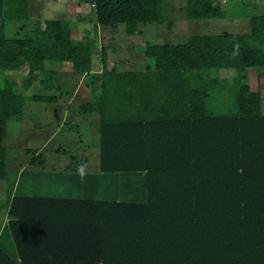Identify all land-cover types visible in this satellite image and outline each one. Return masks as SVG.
I'll return each instance as SVG.
<instances>
[{"label":"trees","instance_id":"16d2710c","mask_svg":"<svg viewBox=\"0 0 264 264\" xmlns=\"http://www.w3.org/2000/svg\"><path fill=\"white\" fill-rule=\"evenodd\" d=\"M90 2L97 25L124 24L129 35L161 20V0ZM28 6L0 0V181L7 121L22 119L25 100H59L60 70L46 64L56 61L98 83L78 109L101 114V171L140 175L145 194L14 193L2 232L12 246L0 242V264H264V14L252 13L247 31L146 44L147 69L122 71L108 67L105 43L97 50L89 34L76 39L68 20H33ZM188 12L228 17L219 0H188ZM11 20L21 35H7ZM95 54L99 80L91 79ZM221 68L235 69L231 83L211 74ZM25 69L20 81L6 74ZM36 82L44 92L27 94ZM220 89L230 90V111H218Z\"/></svg>","mask_w":264,"mask_h":264},{"label":"rangeland","instance_id":"374dc122","mask_svg":"<svg viewBox=\"0 0 264 264\" xmlns=\"http://www.w3.org/2000/svg\"><path fill=\"white\" fill-rule=\"evenodd\" d=\"M27 2L30 17L33 20L64 19L70 21L72 27L82 29L85 35L89 34L93 39L97 36L99 37L100 34V38L104 43L106 41L109 42V44L105 43L107 51L109 49L117 52L116 57L112 55L111 51L108 53L112 56L109 66L116 59L118 62L120 58L124 63L118 62V65L121 67L123 65L129 66L130 64L124 61V55L143 58V52L140 51L139 46L135 49L140 52L129 51L127 49L129 47V36L125 32L124 24H119L118 26L97 25L94 6L90 0H27ZM219 2L228 9V17L200 19L189 17L188 0H161V20L142 25L146 27L144 34L146 41L152 44L165 42L178 43L186 41L189 37L197 34H214L220 33L223 30L247 31L248 19L252 13L264 14V0H219ZM78 15L81 16V19L78 18ZM20 24L21 22L17 20L9 21L7 35H21L23 31L21 33L18 32ZM96 49L100 50V47ZM94 57V68H97L101 61L100 55L95 54ZM46 64L49 67L51 65L53 68L55 67L60 70L59 77L67 78L65 81L67 87H78V95L73 100L71 108V110L76 111L78 103L87 100L81 98L84 96L83 92H85V79L82 81L80 78L90 77H87L85 74L81 77L74 76L70 67L66 66V64L70 65L69 63L47 61ZM230 70L232 69H223L221 72L213 70L211 74L219 76L222 73L230 72ZM26 72L25 69L8 71L6 74L20 81L25 77ZM221 77L227 78V76L222 75ZM0 78H3V75ZM227 81L231 83L232 80L229 79ZM40 88L39 83H35L30 91L32 93L44 92ZM57 90L53 93L57 94ZM30 91L26 93L31 94L29 93ZM59 96L57 104L37 102L29 99L25 100L22 119L11 118L6 123L7 132L4 144L7 150L8 176L6 179L0 181V229H4L8 221L7 201L10 199L11 191H15L17 194H42L70 198L83 196L96 199L130 198L134 197V195L141 198L138 194L140 192L141 194H145V184L140 175L127 174L124 176L120 174L118 177H107L101 171L99 140L92 147L93 153H91L92 156L89 157L88 163L82 166L85 163L83 158L87 156L89 148L87 144L84 145L79 140L81 135L78 134V127L74 129L75 124L73 122L75 123L77 116L71 114L62 120L60 114L52 111V107L57 106L63 109L69 102L61 93ZM225 99L226 92L223 93L222 100ZM232 107L231 101L228 99L218 111L227 112ZM78 116V121H80L81 116ZM57 124L61 125V131L54 138H51L50 135ZM47 139L48 141L45 142ZM79 142L80 144L78 145ZM38 148L41 149L42 157L46 159L47 163H30L24 174H21V172L18 174L20 169L19 163L23 159H29V157L32 159V155L38 151ZM68 167L71 168L69 169ZM80 167H82V170ZM35 169L42 171L41 174L38 173L36 176H30L32 175L31 171Z\"/></svg>","mask_w":264,"mask_h":264},{"label":"crops","instance_id":"0c3cea01","mask_svg":"<svg viewBox=\"0 0 264 264\" xmlns=\"http://www.w3.org/2000/svg\"><path fill=\"white\" fill-rule=\"evenodd\" d=\"M78 18L81 19V16L78 15ZM140 25L138 26L137 32L134 35H129L127 33V31H125V32L129 36V38H128L129 39L128 40L129 41L128 42L129 47L127 49L129 51H135V52L142 51L143 52V58H140V57H136L135 58V56H132V55H124L123 54L124 55V61H127L130 64L129 66L126 67V66L123 65V67H121L120 65H118L119 63H122V64L124 63L123 61H121V58L118 61L119 63L117 62V59H116V61L112 65L109 66L110 61H112V56L108 54V67L109 68H112L113 66H116L117 65L118 68H119V70H122V71H131V70H135V71H143L144 70L145 71L147 69V65L149 63V58L145 54L144 46L146 44H152V43H148V41H146V39H145L144 34L146 32V27H143L142 26V25H145V24H142L141 23ZM125 30H126V28H125ZM72 31H73V34H74V36H75L76 39H78V40H83L84 39L85 32L82 31V29H80L78 27L75 28L73 26L72 27ZM137 35H139V36H137ZM95 40H96V45H97L95 47V49L97 47H100L101 48L102 43H104V42L101 40L100 34H99V37L97 36L95 38ZM105 43L109 44V42H107V41ZM137 44H139V45H137ZM156 44H163V43H156ZM138 46L140 47V51H136V49H135ZM110 51L111 50L108 49L107 52L110 53ZM111 52H112V55L114 57H116L117 52L115 50L114 51H111ZM118 56H119V54H118ZM94 58H93V69H92V72H93L94 75H97V78H91V79H94V80L95 79H98L99 80V74L102 72L103 65H102V63L100 61L99 66H97V68H94V66H95L94 65V63H95L94 62ZM100 60H101V57H100ZM223 69H232V70H230V72L222 73L221 74L222 76H227V78H222L221 75L218 76V77H220L223 80H229V79L232 80L236 76V74H237V72L233 68H221L218 71L221 72V70H223ZM66 79L67 78H59V79H57V81L59 82V84H62V88H64V89H59L60 87H57L58 90H57L56 93H57V95H60V93L62 92L63 93L62 95H64L66 97L65 99H68L69 102L67 103V105L63 109H61V107H57V106L56 107H52V111L54 113L60 114L61 117H62V120H64V118L68 117L71 114L77 116V118L75 119L76 120L75 123L73 122V124H75L74 129H76L78 127V129H77L78 130V134L81 135L79 140L81 142H83L84 145L87 144V146L89 148L88 149V152H87V156L86 157L84 156V158H83L85 163L82 166H85L88 163V161H89V157L92 156L91 153H93L92 147L95 146L94 143L97 144L98 143V140L100 141V135L98 133L97 128L99 127V124L101 123L102 117H101V114L99 112H97V111L91 112V113H88V114H85L84 115V114H81L80 113L79 109H77L76 111L71 110V108H72V102L77 97L76 95H78V91H77L78 90V87L77 88H76V86H74L73 88L67 87L66 86V82H65ZM80 79H82V81L84 79L86 80V78H80ZM36 83H39V82H36ZM97 85H98L97 82H96V84H94V83H92L90 85L89 84H85V86H84V91L85 92H83V95L84 96H82L81 98L82 99L84 98V99H87V100H93V95H94V92H95V90L97 88ZM40 86L41 85L39 84V87ZM55 90L56 89H54L53 92ZM75 91H76V93H75ZM224 92H226V99L225 100H222L223 93ZM29 93H32V92L30 91ZM229 94H230V90H228V89H220L219 91H216L215 92L216 99H217V104L216 105H217L218 108L221 109L222 104L226 100H228V99L230 100V98H229L230 95ZM78 104H80V103H78ZM58 110H60V111L58 112ZM78 115L81 116V120L80 121H78V117H79ZM60 131H61V125L60 124H57L56 127H55V129H54V131H53V133L50 135L51 138H54V136L56 134H58V132H60ZM81 132H83V134H81ZM83 137H84V139H83ZM47 141H48V139L45 142H47ZM79 144H80V142L78 143V145ZM100 149L101 148H100V143H99V150ZM37 153L40 156L42 155V152H41V149L40 148H38V151L36 153H34L32 155V157L35 156ZM30 160H31V158L29 157V159H23V161L19 163L20 164V169H19V173L18 174H20V172H21V174H24L26 172L27 166L31 163ZM46 163H47V161H45L44 164H46ZM7 164H8V158H7ZM68 168L70 169L71 167H68ZM80 169L82 170V167H80ZM41 172L42 171H38L36 169L35 170H32L31 171V174L32 175H30V176H33V175L36 176L38 173L41 174ZM27 174H28V171H27ZM14 193H15V191H11L10 198L14 195ZM2 232H3V229H0V242H1V244H2V246L4 248L9 249L12 246L11 239H10V237L8 235H2L3 234Z\"/></svg>","mask_w":264,"mask_h":264}]
</instances>
